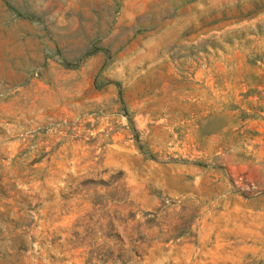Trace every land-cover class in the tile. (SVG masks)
<instances>
[{
  "label": "rangeland",
  "instance_id": "obj_1",
  "mask_svg": "<svg viewBox=\"0 0 264 264\" xmlns=\"http://www.w3.org/2000/svg\"><path fill=\"white\" fill-rule=\"evenodd\" d=\"M0 264H264V0H0Z\"/></svg>",
  "mask_w": 264,
  "mask_h": 264
}]
</instances>
